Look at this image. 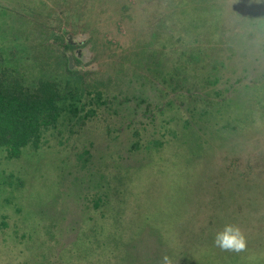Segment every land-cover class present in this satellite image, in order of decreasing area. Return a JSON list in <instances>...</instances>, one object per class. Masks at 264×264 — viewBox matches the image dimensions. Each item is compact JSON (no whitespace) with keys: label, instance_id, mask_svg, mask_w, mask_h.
<instances>
[{"label":"rangeland","instance_id":"374dc122","mask_svg":"<svg viewBox=\"0 0 264 264\" xmlns=\"http://www.w3.org/2000/svg\"><path fill=\"white\" fill-rule=\"evenodd\" d=\"M146 1L74 5L95 31L68 37L71 69L97 72L90 117L0 152V264H264V0ZM44 4L0 0L29 85Z\"/></svg>","mask_w":264,"mask_h":264},{"label":"trees","instance_id":"16d2710c","mask_svg":"<svg viewBox=\"0 0 264 264\" xmlns=\"http://www.w3.org/2000/svg\"><path fill=\"white\" fill-rule=\"evenodd\" d=\"M133 1L128 0L125 6L128 18H131L129 12L135 7ZM48 2H51L49 7L46 5ZM76 2L88 4L87 0H45L44 6L50 15L43 22L37 20V27L33 30L41 42L43 61L41 72L37 73L40 77L31 85L21 73L23 62L18 60L19 48L9 53L11 58L8 60L0 47V152H5L10 159L20 158L24 149L30 146L39 150L45 135L62 124L90 117V114L83 117V113L88 104L94 102V98L90 99L89 88L97 72L71 69L68 54L78 46L68 37L83 32L93 38L95 31L84 19V13L75 12ZM146 2V8L152 6L150 0ZM75 61L82 63L79 59ZM145 67L144 70L149 72ZM97 93L96 100L100 105L104 94L99 90Z\"/></svg>","mask_w":264,"mask_h":264},{"label":"clouds","instance_id":"9594fccd","mask_svg":"<svg viewBox=\"0 0 264 264\" xmlns=\"http://www.w3.org/2000/svg\"><path fill=\"white\" fill-rule=\"evenodd\" d=\"M235 233V234H232ZM239 236L238 230H235L233 228L228 229V234L223 237L224 240V246L225 247H232L234 245H238L239 248H243V242L242 238L240 240L237 239Z\"/></svg>","mask_w":264,"mask_h":264}]
</instances>
